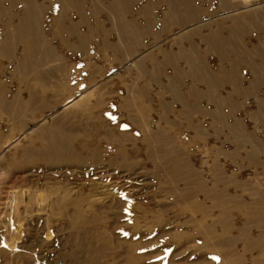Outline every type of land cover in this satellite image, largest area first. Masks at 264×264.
I'll return each mask as SVG.
<instances>
[{
  "label": "rangeland",
  "instance_id": "rangeland-1",
  "mask_svg": "<svg viewBox=\"0 0 264 264\" xmlns=\"http://www.w3.org/2000/svg\"><path fill=\"white\" fill-rule=\"evenodd\" d=\"M263 31L264 0H0V264H264Z\"/></svg>",
  "mask_w": 264,
  "mask_h": 264
},
{
  "label": "bare ground",
  "instance_id": "bare-ground-1",
  "mask_svg": "<svg viewBox=\"0 0 264 264\" xmlns=\"http://www.w3.org/2000/svg\"><path fill=\"white\" fill-rule=\"evenodd\" d=\"M116 1V0H115ZM127 1V0H126ZM120 3V2H119ZM118 3V4H119ZM28 4H30V3H28ZM27 4V5H28ZM27 5H26V7H27ZM31 6H32V4H31ZM30 6V7H31ZM35 7V6H34ZM32 8V7H31ZM32 9H34V8H32ZM31 9V10H32ZM27 10H28V8H27ZM33 11V10H32ZM32 11H30L29 10V14L31 15L32 14ZM34 11H36V10H34ZM27 14H28V11H27ZM28 14V15H29ZM35 12H34V16L33 17H31L30 16V18L28 19H26V22H25V24H27V28H29V29H31L30 27L34 24V19H35ZM27 15V16H28ZM36 23V22H35ZM118 26V25H117ZM119 28H121V27H119ZM29 29H27V31L29 30ZM26 31V30H25ZM120 32V31H119ZM122 32H123V30H122ZM264 32V31H263ZM20 34V33H19ZM19 34H17V35H19ZM122 35V34H121ZM123 37V36H122ZM86 95V94H85ZM177 96V95H176ZM75 104V103H74ZM38 124V123H37ZM43 124V123H42ZM34 127H36L37 128V125L35 124L34 125ZM38 127H40L39 126V124H38ZM43 131H45V130H42L41 129V131L38 133V135H37V133H36V135H37V137H38V141H39V143L41 144V145H46L47 147H48V149H49V152L51 153V152H56V151H58L59 150V144L55 141V140H53V139H51V138H47V137H44L43 135H42V132ZM51 132V131H50ZM57 136V135H56ZM48 152V153H49ZM59 152V151H58Z\"/></svg>",
  "mask_w": 264,
  "mask_h": 264
}]
</instances>
